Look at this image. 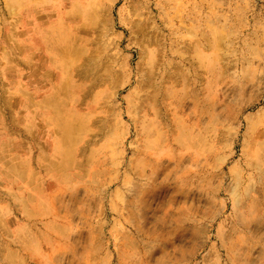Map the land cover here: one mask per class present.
<instances>
[{"label": "rangeland", "instance_id": "374dc122", "mask_svg": "<svg viewBox=\"0 0 264 264\" xmlns=\"http://www.w3.org/2000/svg\"><path fill=\"white\" fill-rule=\"evenodd\" d=\"M0 264H264V0H0Z\"/></svg>", "mask_w": 264, "mask_h": 264}, {"label": "bare ground", "instance_id": "6f19581e", "mask_svg": "<svg viewBox=\"0 0 264 264\" xmlns=\"http://www.w3.org/2000/svg\"><path fill=\"white\" fill-rule=\"evenodd\" d=\"M172 0H157V5L162 9V11H166V9L170 6ZM114 4V3H113ZM32 6H36L34 5V3L32 2V4L29 6V9L30 7ZM113 8V7H112ZM37 10V9H36ZM153 12V11H152ZM42 14V13H41ZM41 14L40 13H36L37 17H41ZM43 15V14H42ZM37 20V18H36ZM38 21V20H37ZM44 21V20H43ZM40 24V23H39ZM38 28V27H37ZM32 29V28H31ZM50 31L49 30H39V31H36L35 32V38H36V42L37 45H39L40 47H44L47 49V45H49L51 43L50 41ZM38 37L40 38V41L38 39ZM50 72L49 73H52V72H55L58 68H59V64L56 62L53 61V58L51 57V67H50ZM61 68V67H60ZM49 77V80H50V83L52 82H55L51 75L48 76ZM47 79V78H46ZM48 80V79H47ZM52 80V81H51ZM61 80H63V78H61ZM53 87L56 88V86L53 84ZM54 90H57V88Z\"/></svg>", "mask_w": 264, "mask_h": 264}]
</instances>
